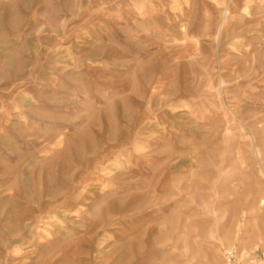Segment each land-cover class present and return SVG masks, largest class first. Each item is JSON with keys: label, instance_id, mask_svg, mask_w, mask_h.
I'll list each match as a JSON object with an SVG mask.
<instances>
[{"label": "rangeland", "instance_id": "374dc122", "mask_svg": "<svg viewBox=\"0 0 264 264\" xmlns=\"http://www.w3.org/2000/svg\"><path fill=\"white\" fill-rule=\"evenodd\" d=\"M204 1L164 60L81 19L101 0H0V264L264 249V0Z\"/></svg>", "mask_w": 264, "mask_h": 264}, {"label": "crops", "instance_id": "0c3cea01", "mask_svg": "<svg viewBox=\"0 0 264 264\" xmlns=\"http://www.w3.org/2000/svg\"><path fill=\"white\" fill-rule=\"evenodd\" d=\"M240 1L241 0H238V2H236V0H222L217 2L216 0H207L203 3L208 4L209 7L213 6L214 10H216L217 6L219 8V6L224 4L228 6L227 8L229 9V13L232 11L236 14L242 13L247 15V19H249L252 18V14H247L244 10L247 8L249 9V7L251 9L254 8V5H259V2L262 0ZM101 2H103V4H110V17L107 16L109 13L99 14L92 12L90 16H86L85 18L82 16L81 19L86 21H93L97 19L107 20L110 22L113 32L115 31L118 37H121L127 45H135L133 48L130 46L133 51L163 54V59L169 51L180 54L185 50V46L183 44H176L178 41H182V38L185 36L183 29L176 30V33H171L170 37L176 38V40L175 44L169 48L168 22H175L177 24V22L184 20H195V6L199 7V5H201L200 0H197V4L195 3V0H191L190 2L187 0L184 3L179 2V0H177V2L176 0H101ZM231 6H234V9ZM144 7L145 9L148 8L149 11L151 10V12L147 13V11H144ZM185 12L186 14H184ZM144 13L146 16L141 18L140 14L144 15ZM95 15L97 17H95ZM254 16L256 17V15ZM231 19L232 18H229V20ZM136 20H142L143 22L149 21L151 22L150 27H146L145 23H143L144 26L142 29H136L132 26V22ZM227 20L228 18L225 17L223 23L225 29L228 28ZM122 27L127 30L121 34L120 30ZM132 27L134 30L133 32H131ZM194 35L195 34L191 33V36ZM133 36L137 40L132 41L131 38ZM125 38H127V41ZM161 57L162 56H160V58Z\"/></svg>", "mask_w": 264, "mask_h": 264}, {"label": "built area", "instance_id": "2783aa9c", "mask_svg": "<svg viewBox=\"0 0 264 264\" xmlns=\"http://www.w3.org/2000/svg\"><path fill=\"white\" fill-rule=\"evenodd\" d=\"M226 264H264V249L256 248L252 254L244 258L236 249L224 251Z\"/></svg>", "mask_w": 264, "mask_h": 264}]
</instances>
